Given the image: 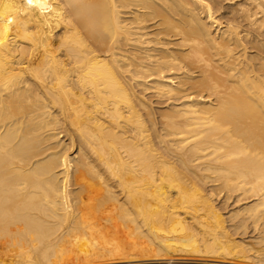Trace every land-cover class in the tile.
Returning <instances> with one entry per match:
<instances>
[{"label": "bare ground", "instance_id": "obj_1", "mask_svg": "<svg viewBox=\"0 0 264 264\" xmlns=\"http://www.w3.org/2000/svg\"><path fill=\"white\" fill-rule=\"evenodd\" d=\"M120 255L264 264V0H0V264Z\"/></svg>", "mask_w": 264, "mask_h": 264}, {"label": "rangeland", "instance_id": "obj_2", "mask_svg": "<svg viewBox=\"0 0 264 264\" xmlns=\"http://www.w3.org/2000/svg\"><path fill=\"white\" fill-rule=\"evenodd\" d=\"M1 242H2V241H1ZM12 256H14V254L11 255V257H12ZM11 257H8V258H11ZM117 257H121V258H120L121 260H122L123 258H124V259H123L122 261L119 262L120 259H117ZM178 257H179V259H177ZM181 257H182V256L174 257V258H173V261H174V262H177V263H182V264H195L194 262L190 261V259H189V260H186V259H185V258L188 259V258H189L188 256H183V258L185 257L184 259H183V258L181 259ZM114 258H115V259H114ZM130 258H131V257H129V258H125L123 255H122V256H121V255H120V256H115V257H113V256L111 257V256H110V258L106 257V258H101V259H98V260H97V259H94V260H91V261H88V262H84V263H82V264H88L89 262H90L91 264H95V263H96V264H97V263H98V264H101V262H103V261L106 260V259H107V261H104V262H108V261L111 259V260L108 262V264H119V263H120V264H128L129 262H130L129 264H162V263L165 264V263L168 261V259H169V257L166 258L165 260H164V257H162V259H160V257H156V258H155V257H153V258L150 257L149 260H148L147 257H145L144 259H143V258L140 259L141 257H138V258H137V257H133V258H131V259H130ZM134 258H136V259H134ZM146 258H147V260H146ZM190 258H191V257H190ZM103 259H104V260H103ZM137 259H138V260H137ZM151 259H153V260H151ZM157 259H160V260H157ZM170 259H171V258H170ZM96 260H97V262H96ZM113 260L116 261V262H112ZM136 260H137L138 262H137ZM156 260H157V261H156ZM94 261H95V262H94ZM98 261H99V262H98ZM100 261H101V262H100ZM123 261H124V262H123ZM128 261H129V262H128ZM131 261H132V262H131ZM135 261H136V262H135ZM143 261H144V262H143ZM145 261H146V262H145ZM153 261H154V262H153ZM159 261H161V262H159ZM162 261H163V262H162ZM165 261H166V262H165ZM188 261H189V263H188ZM104 262H103V263H104ZM111 262H112V263H111ZM185 262H186V263H185ZM190 262H191V263H190ZM90 263H89V264H90ZM103 263H102V264H103ZM8 264H14V262L11 261V263L9 262ZM77 264H81V263H77ZM104 264H107V263H104Z\"/></svg>", "mask_w": 264, "mask_h": 264}]
</instances>
